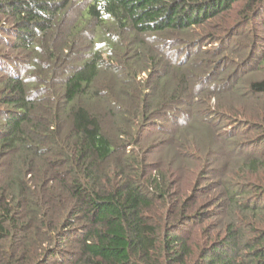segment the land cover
Wrapping results in <instances>:
<instances>
[{
  "label": "trees",
  "instance_id": "obj_1",
  "mask_svg": "<svg viewBox=\"0 0 264 264\" xmlns=\"http://www.w3.org/2000/svg\"><path fill=\"white\" fill-rule=\"evenodd\" d=\"M238 2L242 23L264 22V0H0L1 50L32 55L28 70L13 74L11 65L21 62L0 54V159L14 157L0 180V241L43 229L48 245L40 256L53 259L63 240L75 236L77 253L67 260L78 264H264V153L245 156L242 182L209 186L220 192L208 203L193 197L161 215L156 203L168 193L159 176L144 177L138 152V127L164 111L162 102L133 86L134 66L149 54L142 38L185 35ZM79 3L61 41L65 18ZM79 42L89 44L86 58L58 81L53 99L46 98L39 82L47 80L38 78L46 77L42 58L52 75L58 63L71 64ZM104 76L119 87L101 91ZM247 89L264 97V78ZM257 126L261 133L248 148L264 144V127ZM216 203L223 204V223L190 245L182 227L215 216L203 210ZM20 247L1 252L0 262L14 260Z\"/></svg>",
  "mask_w": 264,
  "mask_h": 264
},
{
  "label": "rangeland",
  "instance_id": "obj_2",
  "mask_svg": "<svg viewBox=\"0 0 264 264\" xmlns=\"http://www.w3.org/2000/svg\"><path fill=\"white\" fill-rule=\"evenodd\" d=\"M242 6L243 2H238L233 11L185 35L156 34L142 38L150 55H142L143 62L134 66L136 73L133 75L137 79L133 86L162 102L164 111L158 119L153 117L138 127V152L144 159V177L159 176L168 193L164 201L156 203L161 207V215L177 202L193 197L197 204L208 203L211 196L220 192V189L209 191V186H217L225 180L242 182L239 168L245 156H256L259 151L264 153V144L248 148L261 133L257 125L264 127V97L253 98L247 89L251 82L264 78V22L255 19L246 26L239 16ZM80 7L81 3L73 5L65 18L61 41L76 20ZM211 35L219 37L210 38ZM88 46L87 42L76 43L70 54L71 64L58 63L52 75L51 65L42 58L43 69L47 72L46 77L40 75L38 78L47 80L39 82L46 98L53 99L52 92L59 90L64 75L86 58ZM0 54L21 62L18 67H9L11 73L16 74L21 68L28 70L31 54L9 47L0 48ZM119 65L121 80H126L127 75L122 72L124 65L122 62ZM159 74L163 77L157 79ZM114 82L104 76L99 80V89L105 91L108 85L111 91L115 90L119 86ZM124 85L132 91L130 83ZM12 160L14 157L0 159V180L9 174ZM222 205L216 203L203 210L216 215L199 223L186 224L180 236L194 246L201 244L207 233L215 234L217 226L223 223ZM36 233L38 235L30 233L27 236L30 244L20 232L13 234L8 242L0 241V253L13 254L14 248L22 245L14 253V260L0 264H39L41 261L43 264H78L76 259L67 260L77 253L75 236L63 240L59 256L46 259L40 255L48 245L47 234L43 229Z\"/></svg>",
  "mask_w": 264,
  "mask_h": 264
}]
</instances>
